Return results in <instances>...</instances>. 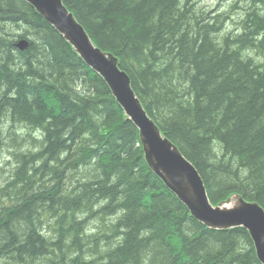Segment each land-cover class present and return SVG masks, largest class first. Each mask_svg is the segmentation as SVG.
Returning a JSON list of instances; mask_svg holds the SVG:
<instances>
[{
  "label": "trees",
  "instance_id": "obj_1",
  "mask_svg": "<svg viewBox=\"0 0 264 264\" xmlns=\"http://www.w3.org/2000/svg\"><path fill=\"white\" fill-rule=\"evenodd\" d=\"M63 2L210 201L264 208V0ZM0 162V264H260L244 227H206L150 170L107 83L24 0H0Z\"/></svg>",
  "mask_w": 264,
  "mask_h": 264
},
{
  "label": "water",
  "instance_id": "obj_2",
  "mask_svg": "<svg viewBox=\"0 0 264 264\" xmlns=\"http://www.w3.org/2000/svg\"><path fill=\"white\" fill-rule=\"evenodd\" d=\"M26 1L55 26L84 62L106 81L116 101L139 129L151 168L178 199L211 229H228L238 225L246 227L257 256L264 264V208L239 193H232L214 205L195 167L188 163L175 146L167 144L147 117L131 87L129 76L118 69V58L92 41L85 28L63 6L61 0ZM24 45L20 48H24Z\"/></svg>",
  "mask_w": 264,
  "mask_h": 264
},
{
  "label": "bare ground",
  "instance_id": "obj_3",
  "mask_svg": "<svg viewBox=\"0 0 264 264\" xmlns=\"http://www.w3.org/2000/svg\"><path fill=\"white\" fill-rule=\"evenodd\" d=\"M62 2V1H61ZM65 7V6H64ZM67 8V7H66ZM36 10V9H35ZM37 11V10H36ZM37 13H38V11H37ZM76 19V18H75ZM77 20V19H76ZM47 21V20H46ZM78 22V21H77ZM79 23V22H78ZM53 26V25H52ZM55 27V26H54ZM56 28V27H55ZM67 41V40H66ZM25 44V45H24ZM22 45H24V48L25 47H27L28 46V40L27 39H25V38H19V40H18V42H17V46L20 48ZM101 48V47H100ZM20 49H23V48H20ZM102 49V48H101ZM103 50V49H102ZM104 51H108V50H104ZM108 52H111V51H108ZM112 53V52H111ZM113 55H115L114 53H113ZM116 56V55H115ZM117 57V56H116ZM118 58V57H117ZM83 60V59H82ZM84 61V60H83ZM118 61H119V58H118ZM119 63V62H118ZM90 67V66H89ZM91 68V67H90ZM92 69V68H91ZM118 69L120 70V71H123L124 73H126V71L124 70V69H122V68H120V66H119V64H118ZM127 74V73H126ZM128 75V74H127ZM102 77V76H101ZM108 85V84H107ZM132 87V86H131ZM133 89V88H132ZM113 94V93H112ZM135 95H136V93H135ZM137 96V95H136ZM141 102V101H140ZM119 104V103H118ZM120 105V104H119ZM121 108H122V106H121ZM123 109V108H122ZM144 110H145V108H144ZM123 111H124V113L126 114V116H127V118H129L131 121H132V119L130 118V116L125 112V110L123 109ZM146 111V110H145ZM147 113V112H146ZM147 117L151 120V122L156 126V128L159 130V133H160V135L162 136V138H164V140L167 142V144H169V145H172V146H175L177 149H178V151L180 152V154L188 161V163H190L191 165H193L194 167H195V165L188 159V158H186L185 156H184V154L182 153V151L177 147V145L175 144V143H173L172 141H170V138L169 137H167L161 130H160V128L156 125V123L153 121V119L147 114ZM133 122V121H132ZM138 131H139V129H138ZM160 136V137H161ZM139 139H140V143H141V145H142V150H143V154H144V159H145V162L147 163V165H148V167L150 168V170L151 171H153L154 172V170L151 168V166H150V164L148 163V161H147V159H146V153H145V149H144V142H143V138H142V135H141V133L139 132ZM3 165V164H2ZM194 169H196V167L194 168ZM196 171L198 172V170L196 169ZM155 173V172H154ZM156 174V173H155ZM198 174H199V172H198ZM157 175V174H156ZM158 176V175H157ZM199 176L201 177V175L199 174ZM159 177V176H158ZM160 178V177H159ZM161 179V178H160ZM201 179H202V177H201ZM162 180V179H161ZM202 181H203V179H202ZM163 183H164V181H163ZM164 185L169 189V187L164 183ZM170 190V189H169ZM171 191H172V189H171ZM173 192V191H172ZM175 194V193H174ZM176 195V194H175ZM177 196V195H176ZM177 198H178V196H177ZM182 202V201H181ZM214 205H216V204H214ZM186 206V205H185ZM187 207V206H186ZM188 208V207H187ZM188 210H189V208H188ZM189 212H190V210H189ZM190 214L194 217V218H196L198 221H200L197 217H195L193 214H192V212H190ZM200 222H202V221H200ZM203 223V222H202ZM204 224V223H203ZM205 226L206 227H208L206 224H205ZM238 226H242V227H244L243 225H238ZM232 227H235V226H232ZM209 228V227H208ZM247 231H248V233H249V235H250V237H251V234H250V232H249V230L246 228V227H244ZM211 229V228H210ZM252 239V238H251ZM252 242H253V240H252ZM253 245H254V243H253ZM255 248V247H254ZM255 252H256V249H255ZM256 257H257V259H258V261H259V263L260 264H262L261 263V261L259 260V258H258V256H257V252H256ZM11 260V259H10ZM20 263V262H19ZM18 264V263H17Z\"/></svg>",
  "mask_w": 264,
  "mask_h": 264
},
{
  "label": "rangeland",
  "instance_id": "obj_4",
  "mask_svg": "<svg viewBox=\"0 0 264 264\" xmlns=\"http://www.w3.org/2000/svg\"><path fill=\"white\" fill-rule=\"evenodd\" d=\"M24 1H26V0H24ZM62 1V4H63V6H65V8H66V5L64 4V2H63V0H61ZM27 2V1H26ZM232 2H234V0H201V5L202 6H204V7H211V8H216V7H218L219 5H220V7H222L223 5L224 6H227L226 8L228 9V10H230L229 9V6H230V4H232ZM28 4H30L29 2H27ZM229 4V5H228ZM30 5H32V4H30ZM33 6V5H32ZM213 8V9H214ZM35 9V8H34ZM66 9H68V8H66ZM68 11L70 12V13H72L69 9H68ZM75 18V17H74ZM48 22V21H47ZM49 23V22H48ZM51 25V24H50ZM54 27V26H53ZM55 28V27H54ZM56 29V28H55ZM57 30V29H56ZM58 31V30H57ZM59 32V31H58ZM87 32V31H86ZM60 33V32H59ZM61 34V33H60ZM62 35V34H61ZM63 36V35H62ZM76 52V51H75ZM77 53V52H76ZM78 54V53H77ZM105 81V80H104ZM106 82V81H105ZM109 87V86H108ZM110 89V88H109ZM111 91V90H110ZM111 93H112V91H111ZM113 95V94H112ZM114 96V95H113ZM118 103V102H117ZM15 129H17L16 127H15ZM26 136H28V139L29 138H32V135L30 134V133H28V135H26ZM34 136V135H33ZM36 136V135H35ZM33 140H34V137H33ZM28 141H30V139L28 140ZM170 141H172L171 139H170ZM173 142V141H172ZM31 143V142H30ZM33 147V146H32ZM3 164V165H2ZM5 164L3 163V162H0V183H2V179H6L7 177H10V174H11V171L10 170H7V169H5ZM5 192V194L4 195H1V193H0V202H1V200L3 199V198H9V200L11 201V197L10 196H8L7 195V190L6 191H4ZM12 202V201H11ZM12 206H13V203H12ZM3 209V207H2V205L0 204V213H1V210Z\"/></svg>",
  "mask_w": 264,
  "mask_h": 264
}]
</instances>
